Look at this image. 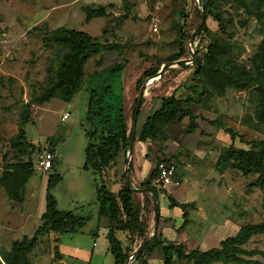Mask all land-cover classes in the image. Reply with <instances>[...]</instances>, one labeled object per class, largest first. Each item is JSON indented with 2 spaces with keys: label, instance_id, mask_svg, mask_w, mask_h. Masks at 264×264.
<instances>
[{
  "label": "rangeland",
  "instance_id": "obj_1",
  "mask_svg": "<svg viewBox=\"0 0 264 264\" xmlns=\"http://www.w3.org/2000/svg\"><path fill=\"white\" fill-rule=\"evenodd\" d=\"M99 5L103 6L104 15L85 22L83 7ZM218 7L225 20L232 18V25L226 26L227 32L232 31L229 38L218 29L211 15L203 13L199 0H0V172L6 163L26 159L17 156L10 146V139L17 132L21 105L30 99L32 93L38 95L48 85L64 51L51 44V31L58 27L72 28L86 32L100 42L115 41L123 47L121 58L115 51H102L91 56L83 66L82 83L70 99L61 98L57 90L49 101L30 104L28 108L30 119L23 129L26 141L33 143L31 159L35 161L49 142L54 145L52 155L56 165L53 171L61 178L51 191L57 209L89 215L85 224L74 233H44L29 253L30 264H112L107 241L96 219L94 190L97 177L81 167L89 97L85 82L94 80L92 86L97 84L96 91L104 96V102H122L128 127L138 91L143 86L139 113L134 120V127L138 130L160 98L170 94L183 98L192 93L187 88L189 83L200 85L191 78L193 68L187 67L205 50L206 40L196 34L200 13L210 32L240 46L241 49H233L236 61L250 65L258 43L264 38V17L259 21L236 8L235 4L222 0ZM238 20H243L244 25L240 26ZM178 52L181 53L180 59H184V67L170 59ZM122 60L126 63L118 75L106 74L105 69L110 64ZM153 69L155 75L144 76V72ZM105 85L110 87L109 92L103 89ZM188 105L203 119H197L198 127L190 135L184 133L186 120L183 119L165 128V141L145 144L140 164L142 179L130 176L139 165L136 164L139 142H135L133 153L131 151L129 170L127 166L124 172L125 158L120 153L115 168L106 170L104 175L108 177L107 186L112 191H116L126 178L137 187L138 182L148 177L158 157H165V161L174 165L171 183L164 187L155 183L154 176L150 184L160 194L162 190L168 191L177 201L191 205L185 209L188 223L183 227L184 231L176 232L182 222L179 215L174 221L160 222L166 225L162 237L181 242L185 250H207L218 247L219 238L233 234L239 226L264 221L262 192L255 186H248L255 175L243 176L228 166L222 157L223 150L229 145L242 149H247L248 145L237 136L230 139L221 129L209 125L207 120L221 119L241 135L243 141L259 139L262 134L244 125V119L250 116L248 119L252 120L253 117L247 91L226 88L222 95L213 94ZM94 108L98 109L97 102ZM64 113L66 117L61 119ZM217 162L219 169L215 167ZM33 167L24 185L21 204L9 200L0 189V247L5 249L14 240L29 237L39 224L47 172L36 167L35 163ZM112 171L116 173L114 177ZM160 194H157L158 208L165 203ZM142 198V194H136L137 201L142 202ZM153 216L151 210L146 214L148 230L152 232ZM118 235L122 239L123 234L119 232ZM54 238L58 240L55 242ZM242 247L264 250V234L251 236ZM55 250L60 254L58 259L53 257ZM241 256L264 264L259 255ZM158 258V253L154 254L149 264H162ZM173 264L191 263L174 259Z\"/></svg>",
  "mask_w": 264,
  "mask_h": 264
},
{
  "label": "trees",
  "instance_id": "obj_2",
  "mask_svg": "<svg viewBox=\"0 0 264 264\" xmlns=\"http://www.w3.org/2000/svg\"><path fill=\"white\" fill-rule=\"evenodd\" d=\"M220 0H199V5L203 13H207L217 22L218 29L232 36V31L227 32V25H232V18L225 20L221 16L222 10L218 7ZM235 4L236 8H241L247 15L255 16L259 21L264 17L262 6L264 0H222ZM84 20L89 21L95 17H102L105 13L102 5L96 7H83ZM240 26L244 25L243 20H238ZM196 34L206 40L205 50L201 57H196L191 65L192 80L200 82L189 83L187 88L191 94H186L183 98L174 94L159 99L156 107L145 116L138 130L133 132V142L142 143L165 141L167 138L164 130L173 122L186 120L184 133L190 135L198 127L197 119H203L201 115L194 113L189 103L201 102L210 95H222L226 88L234 90H244L248 93V100L252 104V120L248 116L244 119V125L250 129L260 131L262 137L243 141L232 128L227 127L219 119H209L208 124L221 129L230 139L238 137L240 141L248 145L247 149L236 148L229 145L222 152V157L231 168L239 171L243 176L255 175V179L248 186H255L262 192V204L264 205V38L257 45V50L250 59V65L245 66L238 63L233 56V49H241L234 41L222 40L202 23L198 26ZM51 44L58 45L64 51L59 59L58 66L52 77L49 78L48 85L42 89L38 95L31 94L30 99L21 105V112L17 123L16 135L10 139V146L17 152L18 157L25 156L26 159L16 162L6 163L0 172V189H2L9 200L21 204L23 200V189L28 178L34 170L35 161L31 159L34 149L33 143L26 141L23 126L29 121L30 104H42L49 101L57 90L64 100L70 97L79 89L83 78V66L93 55L102 51H115L121 58L123 47L118 42H100L96 37H92L86 32L72 28L58 27L50 33ZM181 53H174L171 60L180 59ZM126 61L110 64L105 70L109 76L118 75L124 68ZM178 66L184 67L183 62H176ZM156 70L144 72V76H153ZM88 79L85 82L88 90L86 123L84 133L86 144L84 147V161L82 169L90 170L96 178L95 201L96 216L107 220L105 238L108 251L112 256V264H148L147 258L151 251L159 247L162 255V264H173L174 259L185 261L191 264H261L254 259H246L241 255H259L264 259V250H247L242 247L248 239L255 234H264V221L248 223L238 227L237 231L218 241V247L207 250L193 248L185 250L181 242H172L161 238L159 233H154L150 241L142 247L136 254H132L127 260V256L135 250L153 232L148 230L146 214L153 212V194L157 197L160 194L154 186L150 184L151 178L156 175V164L165 157H158L154 168L150 171L145 180L138 182V187L144 188L141 192L131 188L132 183L126 178L116 191H112L107 182L108 177L104 175L106 170H113L117 163L119 152L128 149L129 138L132 133L133 112L131 125L128 127L124 116L122 102H104V96L96 91V85ZM103 89L110 91V87L105 85ZM98 103L95 110L94 104ZM104 102V103H103ZM104 104V105H101ZM139 110H137L136 116ZM29 147V150L26 148ZM46 150L54 153V145L49 142ZM125 158V154H123ZM36 160V158H35ZM56 165L54 155L50 162L45 180L43 194V211L39 215V224L33 233L27 237L23 236L19 240L10 243L8 249L0 247L1 264H30L29 253L41 240L44 233L49 231L54 233H74L78 231L89 219V215H79L72 211H61L56 207V201L52 195V189L61 179L59 174L53 171ZM128 163V170L130 169ZM215 167L219 169L218 162ZM115 176V171H112ZM124 174V173H123ZM152 190V192L150 191ZM167 200L168 208H178L182 217L181 225L176 229L186 226L188 223L186 207L188 202H178L165 190L161 191ZM136 194H142V202L137 201ZM149 203V206L147 205ZM147 209H145V208ZM150 208V209H149ZM157 207V212H158ZM154 218V216H153ZM122 233V239L118 233ZM58 238H54L56 242ZM54 259H58L60 254L57 250L53 252ZM54 264H62L55 262Z\"/></svg>",
  "mask_w": 264,
  "mask_h": 264
},
{
  "label": "crops",
  "instance_id": "obj_3",
  "mask_svg": "<svg viewBox=\"0 0 264 264\" xmlns=\"http://www.w3.org/2000/svg\"><path fill=\"white\" fill-rule=\"evenodd\" d=\"M135 130V129H134ZM135 142H139V141H134L133 142V145H132V148H131V151H132V153H133V146H134V144H135ZM140 144H137V146H138V150H136V160H137V163L136 164H139L138 166H137V168L135 167V169H134V171H133V173L132 174H130V176H131V178L132 179H136V180H140V179H142L141 178V176H140V172H141V166H140V164H142V162H143V154L145 153V144L146 143H142V142H139ZM120 153H122L121 155H122V157H123V152H119V154ZM119 154L117 155V160H119V158H118V156H119ZM119 163V162H118ZM147 167H148V165L145 167V173L147 172ZM151 171V170H150ZM150 171L148 172V175H149V173H150ZM147 175V176H148ZM144 177V176H143ZM44 182H45V179H44ZM170 184V183H169ZM169 184H167V185H165L164 187H166V186H168ZM168 192V191H167ZM171 194V193H170ZM159 195V194H158ZM162 194H160V196H161ZM172 195V194H171ZM162 197L164 198V201L163 202H165V203H163V206H162V208H158V218H157V221H156V223H155V221H154V218H153V232H157V233H159L160 235H161V238H163L162 237V232L163 231H165L166 230V228H165V224H163V223H160V222H163V221H168V220H170V221H174V220H176V218L177 217H179V215H180V210L178 209V208H176V207H174V208H168V206H167V200L165 199V197L162 195ZM156 199H157V197H156ZM175 199V198H174ZM176 200V199H175ZM179 202V201H178ZM44 204V203H43ZM41 207H42V205H41ZM43 207H44V205H43ZM43 211V210H42ZM41 211V212H42ZM40 212V213H41ZM173 217H175V218H173ZM96 219H97V224L98 225H100V227H101V229H102V234L105 236V232H106V226H107V220H106V218H103V217H100V218H98L97 216H96ZM155 225V226H154ZM168 225V224H167ZM98 229V228H97ZM184 231V229L182 230V229H180L179 230V232L180 233H182ZM237 231V229L235 230V232ZM211 232H213L212 231V229H211ZM234 232V233H235ZM233 233V234H234ZM233 234H231V235H233ZM231 235H228V236H231ZM119 236V235H118ZM122 237H123V235H122ZM121 238V237H120ZM106 239V238H105ZM163 239H165V238H163ZM221 238H219V240H220ZM107 250H108V245H107ZM156 253H158V256H159V258L158 259H160V260H162V255H161V252H160V248L159 247H156V248H154L152 251H151V253L149 254V256H148V258H147V263L149 264V260L151 259V258H154V254H156Z\"/></svg>",
  "mask_w": 264,
  "mask_h": 264
},
{
  "label": "built area",
  "instance_id": "obj_4",
  "mask_svg": "<svg viewBox=\"0 0 264 264\" xmlns=\"http://www.w3.org/2000/svg\"><path fill=\"white\" fill-rule=\"evenodd\" d=\"M66 117V114L61 115V119H64ZM52 159V154L44 150L42 151L35 160L36 167L41 169H47L50 166V162ZM174 174V165L173 163L165 160H160L156 164V175H155V183H159L162 186H165L172 181V176ZM132 256V253H130L127 256V260L130 259Z\"/></svg>",
  "mask_w": 264,
  "mask_h": 264
},
{
  "label": "water",
  "instance_id": "obj_5",
  "mask_svg": "<svg viewBox=\"0 0 264 264\" xmlns=\"http://www.w3.org/2000/svg\"><path fill=\"white\" fill-rule=\"evenodd\" d=\"M200 21H199V25H201L203 23V17H202V13H200ZM192 37V35H191ZM174 62H184V59H178ZM164 65H162L163 67ZM142 94H143V86L140 87L139 91H138V95L136 97V104H135V108H134V111H133V125H132V133L130 135V138H129V144H128V149L125 153V167H124V172H126L127 170V166H128V161H129V158H130V155H131V148H132V142H133V132H134V120H135V117H136V113H137V110H138V106H139V102L141 100V97H142ZM126 177L128 176V174H125ZM131 188L135 191H138V192H141L144 188H141V187H134L133 185L131 186ZM152 192V190H150ZM153 213H154V221L156 223L157 221V218H158V212H157V199H156V196L153 194ZM155 226V225H154ZM154 232L149 236L147 237L140 245H138V247L133 250L132 254H136L142 247H144L149 241L150 239L152 238Z\"/></svg>",
  "mask_w": 264,
  "mask_h": 264
}]
</instances>
